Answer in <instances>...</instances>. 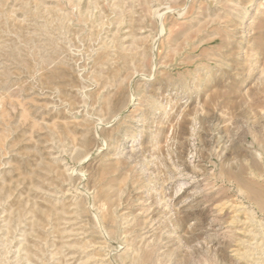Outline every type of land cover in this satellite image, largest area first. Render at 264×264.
<instances>
[{
  "label": "rangeland",
  "instance_id": "obj_1",
  "mask_svg": "<svg viewBox=\"0 0 264 264\" xmlns=\"http://www.w3.org/2000/svg\"><path fill=\"white\" fill-rule=\"evenodd\" d=\"M0 264H264V0H0Z\"/></svg>",
  "mask_w": 264,
  "mask_h": 264
}]
</instances>
